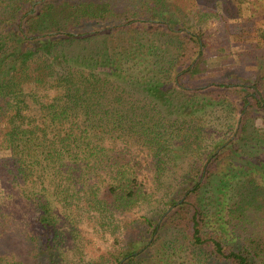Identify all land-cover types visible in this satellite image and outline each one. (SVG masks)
<instances>
[{
	"label": "trees",
	"instance_id": "obj_1",
	"mask_svg": "<svg viewBox=\"0 0 264 264\" xmlns=\"http://www.w3.org/2000/svg\"><path fill=\"white\" fill-rule=\"evenodd\" d=\"M204 36L167 0H0V264L72 262L57 204L118 231L116 213L144 203L115 264H264V73L210 78ZM132 147L152 158L150 185Z\"/></svg>",
	"mask_w": 264,
	"mask_h": 264
},
{
	"label": "rangeland",
	"instance_id": "obj_2",
	"mask_svg": "<svg viewBox=\"0 0 264 264\" xmlns=\"http://www.w3.org/2000/svg\"><path fill=\"white\" fill-rule=\"evenodd\" d=\"M167 1L171 4L175 18L181 20L185 26H189L191 31L200 29L204 31L203 40L206 43L204 51L207 64L209 67L219 69L209 73L210 78L217 82L222 80V78H218L220 74L224 73L221 66H226L227 73L236 78L238 82L253 83L264 73V0ZM66 50L71 56V49L68 47ZM47 91L51 96H54L60 94L63 87L50 86ZM137 95L140 94L137 93ZM260 95V99L264 102V87ZM208 113L210 112L208 111ZM216 114L222 118L225 116V112L222 111H217ZM212 115L206 117L208 123L211 120L209 117ZM254 115L256 116L255 125L264 128V108L254 111ZM250 145L252 147V142ZM132 150L135 158L140 161L138 165L139 177L146 181L147 185H150L153 176L152 158L142 148L132 147ZM9 153L11 150L0 151L2 155ZM102 181L100 184H103ZM153 209V205L144 203L126 213H116L115 218L117 221H121L122 227H118V231H115L107 218L106 226L100 224L101 215L99 216L96 211H91L84 205L82 207L73 206L68 209L57 204L59 226L64 227L68 234L66 241L61 246V255L66 259L65 263L70 262L69 260H72L70 264H78L83 261L103 259L105 264H113L115 262L112 256L113 252L119 250L124 244L122 232L126 223L141 214L152 215ZM25 210L27 209L24 206L12 207V212L15 214L9 216L12 217L10 218L12 221L9 225L10 229H16L15 234L13 233L12 242L18 251L19 247L22 248L21 241L24 239L23 229L25 226L22 225L24 221L21 220ZM175 234L176 232L173 233V230L170 229L165 235L166 240L177 236ZM181 242L180 245L183 246L177 249V243L173 249L177 253L172 256H185L187 250L184 246L186 244L182 240ZM169 250L171 253L173 252L171 248ZM8 258L11 259L10 256ZM182 260L179 259L177 263L188 264Z\"/></svg>",
	"mask_w": 264,
	"mask_h": 264
}]
</instances>
